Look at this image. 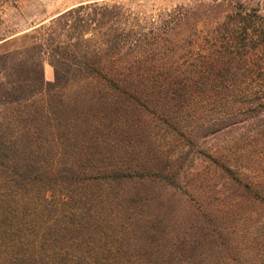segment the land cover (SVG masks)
Wrapping results in <instances>:
<instances>
[{"label": "trees", "instance_id": "trees-1", "mask_svg": "<svg viewBox=\"0 0 264 264\" xmlns=\"http://www.w3.org/2000/svg\"><path fill=\"white\" fill-rule=\"evenodd\" d=\"M22 1L0 0V22ZM140 1L82 0L34 26L23 37L31 45L0 54V264H197L182 160L143 149L136 129L238 125L263 111L264 99L231 107L238 98L213 92L240 86L234 75L259 47L248 37L264 43V27L242 43L233 26L247 32L252 23L230 11L247 17V5L212 0L155 13ZM197 23L216 33L201 64L192 61Z\"/></svg>", "mask_w": 264, "mask_h": 264}, {"label": "rangeland", "instance_id": "rangeland-1", "mask_svg": "<svg viewBox=\"0 0 264 264\" xmlns=\"http://www.w3.org/2000/svg\"><path fill=\"white\" fill-rule=\"evenodd\" d=\"M80 1L23 0L18 8L5 9L1 14L0 35L13 36L7 39H11L8 43L0 42V54L31 45L32 40L23 37L34 26L48 23L53 16ZM232 1L236 7L242 4L250 9L249 17L238 10L230 11L237 20L247 18L252 23L247 32L243 23L233 26L234 37L243 43L246 34L263 30L264 0ZM189 2L212 0H141L139 3L148 12L156 13ZM254 8L259 10L251 11ZM202 29L207 32V40L203 42L204 34L199 33ZM196 30L192 61L201 64L204 57H212L215 26L197 23ZM248 38L247 44L259 47L248 52L246 63L234 75L242 82L240 86L231 87L230 91H212L228 94L231 100L238 98V103L230 104L231 107L264 99V49L261 47L264 43L260 44L259 40L256 43L250 35ZM45 76L48 81L54 80V68L48 62ZM200 127L225 129L206 137L199 131L189 138L190 131ZM135 136L143 149L182 160L181 181L185 190L191 192V206L197 209V218L190 225L191 251L198 257L197 264L200 257H206L208 264H264V110L246 113L238 125H143L136 129ZM160 162L166 165L161 158ZM164 195L167 199L170 196ZM204 210L207 219L202 220Z\"/></svg>", "mask_w": 264, "mask_h": 264}]
</instances>
